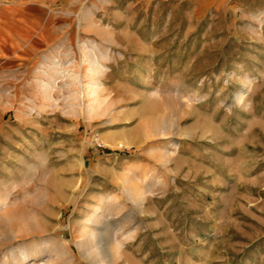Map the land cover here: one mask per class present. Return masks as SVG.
Returning a JSON list of instances; mask_svg holds the SVG:
<instances>
[{
    "label": "rangeland",
    "instance_id": "obj_1",
    "mask_svg": "<svg viewBox=\"0 0 264 264\" xmlns=\"http://www.w3.org/2000/svg\"><path fill=\"white\" fill-rule=\"evenodd\" d=\"M207 2L0 0V264H264V20Z\"/></svg>",
    "mask_w": 264,
    "mask_h": 264
},
{
    "label": "crops",
    "instance_id": "obj_2",
    "mask_svg": "<svg viewBox=\"0 0 264 264\" xmlns=\"http://www.w3.org/2000/svg\"><path fill=\"white\" fill-rule=\"evenodd\" d=\"M207 5L236 18L264 20V0H208Z\"/></svg>",
    "mask_w": 264,
    "mask_h": 264
},
{
    "label": "bare ground",
    "instance_id": "obj_3",
    "mask_svg": "<svg viewBox=\"0 0 264 264\" xmlns=\"http://www.w3.org/2000/svg\"><path fill=\"white\" fill-rule=\"evenodd\" d=\"M166 157V158H165ZM164 159H167V156H165ZM166 162V161H165Z\"/></svg>",
    "mask_w": 264,
    "mask_h": 264
}]
</instances>
